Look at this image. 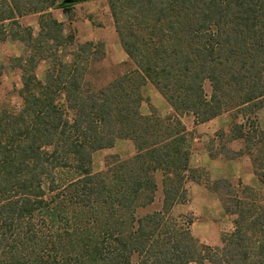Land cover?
Segmentation results:
<instances>
[{"label": "trees", "instance_id": "trees-1", "mask_svg": "<svg viewBox=\"0 0 264 264\" xmlns=\"http://www.w3.org/2000/svg\"><path fill=\"white\" fill-rule=\"evenodd\" d=\"M56 1L0 0V39L31 49L12 58L20 106H0V264H264V129L255 118L264 108V0H107L135 67L105 84L91 70L103 43H79L69 61L60 56L74 36L46 12L68 10ZM23 3L41 13L36 36L19 30ZM147 83L171 114L141 113ZM223 113L232 121L215 133L210 157L248 156L263 190L190 168L182 118L203 123ZM118 138L130 139L135 154L110 155L94 171L93 153ZM189 180L234 215L220 246L200 245L172 216Z\"/></svg>", "mask_w": 264, "mask_h": 264}, {"label": "rangeland", "instance_id": "rangeland-1", "mask_svg": "<svg viewBox=\"0 0 264 264\" xmlns=\"http://www.w3.org/2000/svg\"><path fill=\"white\" fill-rule=\"evenodd\" d=\"M61 2L62 0L56 1V3H61ZM21 10H22L21 15H17L15 17L19 25V30L24 32L25 30L29 29V31L34 36H36L40 31L39 19L41 13H35L29 11L28 6L25 5L24 3L21 6ZM46 12H49L58 21L65 22L71 27L72 34L74 36L73 43L65 46H61L59 48V54L64 61H69L71 59L72 57L71 54L79 43L85 41H93L94 43L101 42L104 44V54L100 56V60L96 62V64L91 69L93 75L97 77V79L95 80L98 81V83L100 82L101 84H105V82H108L111 78L121 75L135 67L134 64L128 59V57H126V59L124 58L122 59L123 55L124 54L126 55V53L124 52L120 44L107 0H78L74 4H70L68 6L67 11H64L62 8L54 7L47 9ZM9 24H10L9 21H6L4 23L5 26L14 29L15 25L13 24L15 23H13L11 26ZM66 33L67 30L65 29L64 34ZM30 50L31 49L29 48V46H27L24 42L20 40L11 39L10 37H6L4 40L0 39V106L3 104L9 105L12 108L20 106L21 99L20 97H18L16 93L17 89L21 86L20 69L13 65L14 62L12 58L19 56L25 57L29 55ZM46 68H47L46 60H41L38 62L35 70L37 78L39 79L43 78L44 71L46 70ZM205 89L209 91L208 84L205 85ZM149 108L151 112V107ZM223 114L229 116L231 123L232 121L231 114L230 113H223ZM243 118L244 116L240 115L239 121H243ZM255 118L257 119V124L264 129V108H261L256 112ZM240 146H241L240 143L237 142L235 143L234 147L237 149ZM110 155H116V154L103 155V152L100 151V153H98V155L96 156L95 165L92 163L93 170L99 171L103 169L105 165V158ZM128 157H124V158L119 157V158L125 159ZM100 162L102 163L100 164ZM230 179L236 181L238 178L237 179L230 178ZM256 187L262 189V185L259 184V182ZM160 195L161 194L159 191L156 197L157 198L156 202L152 206V209L153 208L156 209L160 206L161 204ZM186 201H187V195H186ZM183 203H178V204H183ZM176 205H174L171 210L172 216L176 218V223L178 224V226L184 228L185 227L190 228L191 223L189 222L190 223L189 224L188 220L191 219L192 221L193 217L190 215V213L185 214L174 210L173 208ZM150 209L151 208H149V210ZM145 211L146 210H142L141 212H145ZM226 214L228 215V219H227L228 225H224L225 222L221 221L220 224L222 225L221 236L222 234H229L234 229V215L228 213ZM181 217H183V219H180ZM199 241H200V245L203 244L209 246L210 248H215L216 246H220L222 243L221 240L219 244H209L201 240Z\"/></svg>", "mask_w": 264, "mask_h": 264}, {"label": "crops", "instance_id": "crops-1", "mask_svg": "<svg viewBox=\"0 0 264 264\" xmlns=\"http://www.w3.org/2000/svg\"><path fill=\"white\" fill-rule=\"evenodd\" d=\"M123 55L122 59H126ZM142 94L147 97L149 102H143L140 106L142 114H150V106L157 114L165 116L173 112L168 102L151 85L146 84L141 88ZM149 105V106H148ZM186 130L190 136V157L189 166L194 169H202L207 172L211 179L222 177L238 178L244 185L256 187L258 180L252 171L250 159L242 155L237 159H226L222 154L217 157H210L209 146L215 141L214 135L219 130H227L230 118L226 114H221L203 123H194L192 118H182ZM100 151L103 155L116 154L121 158L135 154L136 149L133 142L129 139H117L112 147L103 148L93 153V164ZM102 162H100L101 164ZM187 201L177 204L173 209L188 214L193 217L190 231L198 240L209 244H219L221 240L222 225H228V215L224 211L219 196L208 189L201 181L189 180L186 183Z\"/></svg>", "mask_w": 264, "mask_h": 264}, {"label": "flooded vegetation", "instance_id": "flooded-vegetation-1", "mask_svg": "<svg viewBox=\"0 0 264 264\" xmlns=\"http://www.w3.org/2000/svg\"><path fill=\"white\" fill-rule=\"evenodd\" d=\"M65 1H67V2H65ZM76 1H78V0H62V2L64 4H74Z\"/></svg>", "mask_w": 264, "mask_h": 264}, {"label": "water", "instance_id": "water-1", "mask_svg": "<svg viewBox=\"0 0 264 264\" xmlns=\"http://www.w3.org/2000/svg\"><path fill=\"white\" fill-rule=\"evenodd\" d=\"M65 2H67V1H65Z\"/></svg>", "mask_w": 264, "mask_h": 264}]
</instances>
